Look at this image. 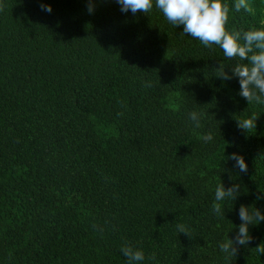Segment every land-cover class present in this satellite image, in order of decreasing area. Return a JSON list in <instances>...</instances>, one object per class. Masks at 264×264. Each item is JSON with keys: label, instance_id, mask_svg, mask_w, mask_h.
Returning a JSON list of instances; mask_svg holds the SVG:
<instances>
[{"label": "trees", "instance_id": "trees-1", "mask_svg": "<svg viewBox=\"0 0 264 264\" xmlns=\"http://www.w3.org/2000/svg\"><path fill=\"white\" fill-rule=\"evenodd\" d=\"M224 2L229 30L264 27V0H248L251 13ZM0 3V264H127L125 241L143 250L140 264H226L218 245L234 239L240 205L264 212V105L238 94V78L216 77L237 61L155 7ZM192 111L204 113L198 129ZM253 115L255 129L237 127ZM221 182L241 188L217 216ZM249 233L230 264H264V222Z\"/></svg>", "mask_w": 264, "mask_h": 264}, {"label": "clouds", "instance_id": "clouds-1", "mask_svg": "<svg viewBox=\"0 0 264 264\" xmlns=\"http://www.w3.org/2000/svg\"><path fill=\"white\" fill-rule=\"evenodd\" d=\"M115 2L120 5L121 12L130 11L132 14L149 13L155 7L172 26H182V34L199 40L205 48L218 46L224 58L237 62L228 66L231 74L225 71L226 65L220 63L216 68V77L225 81L233 77L238 78V94L248 104L264 105V27L247 31L229 30L227 25L230 7L224 0H115ZM42 8L49 13L52 11L50 6L42 5ZM3 9L4 4L0 3V11ZM233 9L235 12H240L242 9L249 13L253 11L248 0H235ZM92 11L93 7L89 2L88 12ZM145 86L152 87L150 82H146ZM118 115H123V113H118ZM203 116L204 113L197 111L188 114L189 120L197 129L202 126ZM258 116L253 115L250 118L237 120V127L245 132L255 129ZM199 138L207 143L213 140V135L209 132ZM226 159L234 161L233 166L238 168L240 173H247L248 167L242 155L231 153ZM240 188V184L235 183L227 188L222 182L216 186V203L212 204L215 215H224L221 202H234L240 195ZM256 199H264V194L256 196ZM238 216L241 223L237 226L238 230L234 239H229L227 236L218 245L220 251L225 253L226 264H230L232 258L236 257L239 246H246L253 239L249 233V226L264 222V212L254 206L241 204ZM176 229L178 234L183 233L189 236L190 230L185 224H177ZM255 249L257 253L264 254V246L258 245ZM120 251L126 258L127 264H140L145 260L143 250L127 241L121 245ZM148 259L154 261L155 253L150 254Z\"/></svg>", "mask_w": 264, "mask_h": 264}]
</instances>
